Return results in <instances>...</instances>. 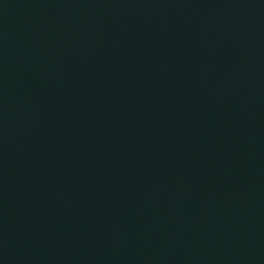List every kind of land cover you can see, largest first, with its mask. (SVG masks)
Listing matches in <instances>:
<instances>
[{
  "label": "water",
  "instance_id": "water-1",
  "mask_svg": "<svg viewBox=\"0 0 264 264\" xmlns=\"http://www.w3.org/2000/svg\"><path fill=\"white\" fill-rule=\"evenodd\" d=\"M0 264H264V0H0Z\"/></svg>",
  "mask_w": 264,
  "mask_h": 264
}]
</instances>
